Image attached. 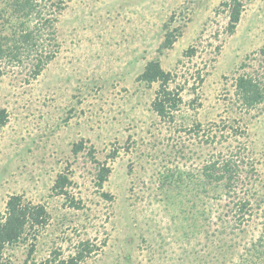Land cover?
<instances>
[{
  "label": "rangeland",
  "instance_id": "374dc122",
  "mask_svg": "<svg viewBox=\"0 0 264 264\" xmlns=\"http://www.w3.org/2000/svg\"><path fill=\"white\" fill-rule=\"evenodd\" d=\"M60 2L46 10L52 27L41 24L44 55L55 56L39 75L35 54L0 59L9 116L0 127V217L12 195L49 213L2 258L67 257L85 241L94 251L82 264H251L246 250L264 233V100L244 106L237 77L252 75L264 90V0H242L233 33L224 0ZM7 4L0 0V34L14 43L36 20ZM168 31L179 36L163 48ZM155 58L182 98L172 119L152 107L159 83L139 78ZM217 157L239 165L232 191L202 175ZM101 166L111 170L102 187ZM61 173L67 195L54 187Z\"/></svg>",
  "mask_w": 264,
  "mask_h": 264
},
{
  "label": "trees",
  "instance_id": "16d2710c",
  "mask_svg": "<svg viewBox=\"0 0 264 264\" xmlns=\"http://www.w3.org/2000/svg\"><path fill=\"white\" fill-rule=\"evenodd\" d=\"M50 5L44 0H7L8 4L3 10L7 11L10 8L11 13L18 14L24 17L25 21H35V25L31 28L30 26L25 27L21 34L13 39L10 43V38H4L2 40L0 34V59H6L8 62L20 63L30 55H34L33 76H37L43 70L47 61L55 56V52L45 51L43 48L45 44L40 43L44 26L52 27L54 19H51L47 14V8L58 7L61 8V0H54ZM224 6L228 8L229 22L228 29L233 33L241 19L243 12L242 0H224ZM52 13V12H50ZM179 35L173 31H168L167 36L162 43L163 48L171 47L176 38ZM264 51V49H263ZM139 78L149 84L158 82L159 88L156 92L155 99L152 102V107L160 118L172 119L174 114L179 110L182 98L179 93L170 88V82L174 76L170 71H166L159 59L149 60L143 72ZM237 90L239 99L242 104L246 107H254L258 102L264 100V90L260 86V83L256 78L249 74H241L237 77ZM8 112L5 108H0V127L5 126L8 122ZM83 141L74 145V153H78L83 150ZM92 148H89V153H92ZM110 168L101 166L98 171V185L103 186V183L107 180ZM202 175L210 181L215 180L216 182L225 181V187L228 191H232L235 188V184L238 179L239 165L233 158L222 159H209L202 168ZM177 174L182 178L183 171H177ZM189 176V175H188ZM71 184L66 174H59L56 179L55 189L58 194H68V186ZM108 196V195H107ZM109 197V196H108ZM73 201V200H72ZM74 203V201H73ZM74 205H78L74 203ZM241 211H248L250 206V199L245 198L240 203ZM49 220V213L42 204H32L23 200L21 195H12L7 202L5 213L0 217V264H82L87 256L94 251L90 246L89 242H82L80 247L77 248L75 253L62 257L61 252H53L52 256L45 259L36 261L35 259L26 260L22 263H15L11 260H4L2 258V251L7 245H14L21 242L26 234V231L39 230L45 227ZM264 233L260 237V243L254 242L246 250L248 260H252L251 264H256V261L261 262L257 264H264ZM259 244V245H258ZM258 245V246H256ZM31 249L30 254H32ZM256 257V258H255ZM246 258V260H247ZM263 262V263H262Z\"/></svg>",
  "mask_w": 264,
  "mask_h": 264
}]
</instances>
